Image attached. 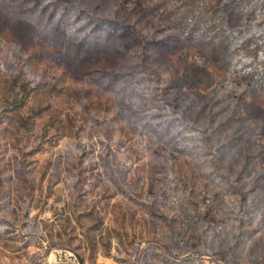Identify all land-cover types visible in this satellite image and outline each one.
Instances as JSON below:
<instances>
[{"label":"rangeland","instance_id":"374dc122","mask_svg":"<svg viewBox=\"0 0 264 264\" xmlns=\"http://www.w3.org/2000/svg\"><path fill=\"white\" fill-rule=\"evenodd\" d=\"M0 264H264V0H0Z\"/></svg>","mask_w":264,"mask_h":264}]
</instances>
